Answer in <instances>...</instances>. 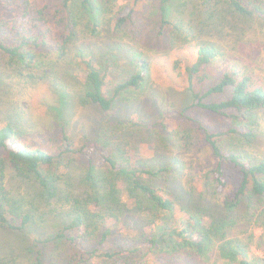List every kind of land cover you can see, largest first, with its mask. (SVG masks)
<instances>
[{"label": "trees", "instance_id": "obj_1", "mask_svg": "<svg viewBox=\"0 0 264 264\" xmlns=\"http://www.w3.org/2000/svg\"><path fill=\"white\" fill-rule=\"evenodd\" d=\"M12 1L20 2L14 9H20L22 17L32 16L41 26L39 30L32 32V28L17 25L15 19H3L0 22V54L3 60L0 63V113L7 114L3 120L4 125L0 127V231L19 234L36 222L33 209L29 208L35 203H26L27 199L23 194L13 192L5 183L7 170H10L15 178L22 181L34 179L40 186L41 194L36 202H41L40 205L44 207V217L50 213L55 227H51L54 231L44 240L45 243H58V240L67 239L68 234L72 235L82 228L83 234L70 238L71 241L82 240L86 252L69 254L68 250V254L65 252L62 259L63 263L107 264L108 261L120 259L124 254H132L145 248L148 256L155 258L151 264H161L159 257H163L167 264H208L211 257L208 251L214 248L212 252L217 253L214 264H264V258L252 252L249 242L239 237L238 233L233 235L236 227L242 225L246 229L252 222L264 231V159L255 160L245 153H235L232 150L231 153H225L219 143V139L228 134L236 135L245 142L257 138V134L248 130V126L255 113L264 111V85L260 84L254 74L235 66L205 93L193 92L194 76L203 66L218 57L215 45L207 43L202 44L198 50V59L187 68L192 106L229 118L240 127L216 133L207 129L204 131L213 154L220 160L212 172L215 175L216 188L214 184L212 187L217 193L225 192L229 184L225 179L223 161L233 163L242 174L237 191L224 201V216L209 215L211 222L208 225L206 219L200 216L205 213L204 210H199L198 213L186 211L185 218L171 222L177 205L176 200L172 199L174 192L144 179V176L161 177L168 169L160 163L151 168L149 164L127 158L128 151L120 149L117 143L109 139H115L116 136L121 139L119 134H124L123 138L126 137L125 134L132 136L134 132L130 129H136L143 142H157L155 132L150 128L146 130L147 119L142 116L138 120L144 122L131 120L126 129L116 126L115 130L106 134L110 141L109 149L112 151L108 155L102 154V150H106L102 147L98 152L107 168L103 170L94 160L87 166L78 167L75 186L82 196L77 197L75 193L64 190L61 176L51 172L57 164L62 163L63 155L83 151V148H75V140L67 129V122H64L69 121L66 119L74 114V99L77 98L84 106L96 105L102 111L110 112L118 100L128 99L127 95L150 82L152 61L150 57L136 53L131 61L135 71L129 70L128 78L115 84L113 93L108 95V71L102 69L105 64L101 60L102 56L97 63L94 61L95 52L88 51L85 47L84 50L81 47L77 49V45L81 39L99 38V26L114 23L115 30H118L127 23L135 24L133 10L126 16L119 15L118 18L111 19L108 18L109 12L103 0H63L60 9L55 13V19L58 18L55 24L61 25L63 30L59 32L60 39L55 42V25L50 24L53 18L47 14V5L38 10L34 8L33 0ZM194 1H197L194 5L196 7L190 15L186 29L194 31L195 35L198 33L199 39L210 34H214L216 39L225 29L229 30L228 34L238 36H243L249 30L264 36V0ZM173 2L174 0L161 2L163 26L172 22L170 17L173 15ZM61 13L64 15L59 16ZM75 52L79 54L84 71L81 89L76 88V83L70 81V66ZM14 80L16 83L17 80L18 83L24 80L25 86L39 85L49 90V96L43 100V104L62 119L59 124L62 127L60 144L56 146L58 154L42 149L33 150L21 142L25 123L21 121V114L16 108L18 104L6 94ZM228 88L233 90L230 98L220 102L207 100L212 95L224 93ZM180 114L184 116L185 111ZM189 118L193 119L191 116ZM242 126L244 129H241ZM73 162L75 165V161ZM68 168H71V164ZM121 182H125V186L122 187ZM230 186L233 190L232 185ZM130 209L136 212L142 210L154 216V227L150 235L137 248L118 253L100 252L101 245L112 234V230L104 224L107 217L116 218L118 211L124 213ZM41 220L43 223L49 221L42 217ZM245 231L241 229L242 234ZM39 241L42 242L41 239ZM1 250L0 241V264L8 256L10 262L6 261V264L15 261L11 260L10 254ZM2 254L6 256H1ZM44 257V253L40 251L33 264H47Z\"/></svg>", "mask_w": 264, "mask_h": 264}, {"label": "rangeland", "instance_id": "obj_2", "mask_svg": "<svg viewBox=\"0 0 264 264\" xmlns=\"http://www.w3.org/2000/svg\"><path fill=\"white\" fill-rule=\"evenodd\" d=\"M62 1L33 0L35 9L39 10L44 5L48 6L47 14L53 18L50 24L55 25L53 31L55 42L60 39L59 32L63 30L61 25L55 24L58 19H55V13L60 9ZM103 1L109 12L108 18L116 19L119 15L126 16L130 10H133L132 16L135 24L127 23L125 27L118 30H115L114 23L99 26L101 33L99 38L81 39L77 49L81 47L84 50L85 47L88 51L95 52L94 61L97 63L102 56L101 60L105 63L102 69L108 71L106 81L108 95L113 93L115 84L124 82L128 78L129 70L135 71L136 68L131 61L136 53L150 57L152 61L151 80L143 88L127 95L128 99L118 100L115 108L110 112H104L96 105L84 106L77 98L74 99V114L66 119L69 121L64 122H67V129L75 140V148L77 150L83 148V151L78 154L63 155L62 163L57 164L51 172L56 176H61L63 181L61 186H64L66 192L75 193L77 197L82 196L76 188L78 167L87 166L94 160L103 170L107 168L98 150L103 147L106 150H102V154H110L112 150L109 149V142L113 141L120 149L128 151L127 158L142 164H149L151 168L160 163L168 169L161 177L144 176V179L174 192L172 199L176 200L177 205L171 217L172 223L179 221L182 217L185 218L186 211L198 213L199 210H204L205 213L200 216L204 217L209 225L211 222L209 215L215 217L225 215L224 201L237 191L242 174L233 163L228 160L223 161L225 179L229 184L225 192L217 193L215 175L212 172L220 160L213 154L205 139L204 131L207 129L213 133L223 132L236 128L238 125H235V122L229 118L192 106L193 99L188 88L187 68L198 59V50L203 43L214 44L218 57L210 64L203 66L194 76L193 92L205 93L235 66L253 73L260 84L264 85V36L254 30L238 36L228 34L229 30L225 29L216 39L214 34L199 39L198 33L195 35L194 31L186 29L190 15L196 7L194 5L197 1L194 0H174L171 8L173 15L170 17L172 22L166 26H163L160 11L162 0ZM19 4L20 2L15 3L12 0H0V22L3 19H15L17 25L32 28V32L39 30L41 25L37 20L32 16L24 18L20 9H14ZM63 15V13L59 14V16ZM174 17L178 18L173 19ZM180 20H183L182 23ZM35 26H38L37 29H34ZM254 35L258 37L255 38ZM98 52H100L99 57ZM78 56L76 52L73 54L70 81L76 83V88L81 89L84 71ZM1 58L0 54V63L3 61ZM24 83V80L21 83H18V80L16 83L14 80L6 93L18 104L16 108L21 114V121L25 123L21 142L33 150L42 149L58 154L56 146L60 144L62 127L59 124L62 119L51 113L49 108L43 104V100L49 96V90L45 86L32 84L25 86ZM232 94V88H228L224 93L212 95L207 100L220 102L230 98ZM181 111H185L184 116L180 114ZM6 116V113H0V127L4 125L3 120ZM139 116L147 119L148 128L146 130L150 128L155 132L157 142L153 144L143 142L141 134L136 129L130 130L138 137L125 134L126 137L123 138L124 134H119L121 139H117L118 136L114 135L116 138L112 140L109 138L110 141H108L106 134L115 130L116 126H123L126 129L131 120L144 122L138 120ZM190 116L193 119H190ZM248 128L257 134V138L253 141L245 142L236 135L228 134L221 137L219 143L226 151L225 153H231L232 150L235 153H245L255 160H263L264 111L255 113ZM241 129L244 127L242 126ZM70 164L71 168H68ZM5 183L13 192L23 194L27 199L26 203L31 201V204L36 205L29 206L36 215V222L25 232L12 234L0 231L1 251L4 250L3 252L11 255V260H15L10 264H33L40 251L44 253L47 264H66L62 259L65 252L68 254V250L69 254L86 252L87 249L83 246L82 240L71 241L70 238L83 234L82 228L72 235L68 234L67 239L58 240V243L44 242L54 231L51 228L54 225L50 213L44 217V207L41 206V202H36L41 194L36 180L22 181L7 170ZM121 185L125 186V182H121ZM41 217L49 221L43 223ZM153 217L148 212L145 213L142 210L136 212L133 209L124 213L118 211L116 218L107 217L104 224L112 230V234L101 245L100 252L118 253L142 246L154 227ZM241 229L247 232L242 234ZM233 233V235L238 233L239 237L249 242L254 254L264 258L262 228L255 226L252 222L246 229L242 225L236 227ZM40 239L42 242L39 241ZM146 250L140 248L138 252L124 254L120 259L108 261L107 264H151L155 258L152 255L149 257ZM212 250L208 251L211 255L208 264H214L215 257L217 258V253ZM197 259L198 257L195 258ZM6 261L10 262L9 256L2 264H6ZM158 261L161 264H167L163 257H159Z\"/></svg>", "mask_w": 264, "mask_h": 264}]
</instances>
